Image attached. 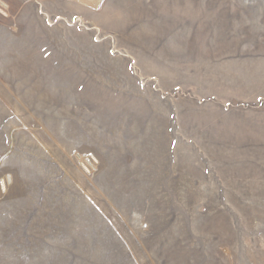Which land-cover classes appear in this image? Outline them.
Here are the masks:
<instances>
[{"label":"rangeland","instance_id":"rangeland-1","mask_svg":"<svg viewBox=\"0 0 264 264\" xmlns=\"http://www.w3.org/2000/svg\"><path fill=\"white\" fill-rule=\"evenodd\" d=\"M0 264H264V0H0Z\"/></svg>","mask_w":264,"mask_h":264},{"label":"bare ground","instance_id":"bare-ground-1","mask_svg":"<svg viewBox=\"0 0 264 264\" xmlns=\"http://www.w3.org/2000/svg\"><path fill=\"white\" fill-rule=\"evenodd\" d=\"M83 1H85V2H91V3L95 4V5H98V3H99L101 0H83Z\"/></svg>","mask_w":264,"mask_h":264}]
</instances>
